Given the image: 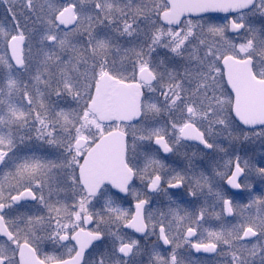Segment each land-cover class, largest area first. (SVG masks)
Masks as SVG:
<instances>
[{"label": "snow or ice", "instance_id": "1", "mask_svg": "<svg viewBox=\"0 0 264 264\" xmlns=\"http://www.w3.org/2000/svg\"><path fill=\"white\" fill-rule=\"evenodd\" d=\"M0 7V264H264V0Z\"/></svg>", "mask_w": 264, "mask_h": 264}, {"label": "flooded vegetation", "instance_id": "2", "mask_svg": "<svg viewBox=\"0 0 264 264\" xmlns=\"http://www.w3.org/2000/svg\"><path fill=\"white\" fill-rule=\"evenodd\" d=\"M3 15V9H2V7H0V16H2Z\"/></svg>", "mask_w": 264, "mask_h": 264}]
</instances>
